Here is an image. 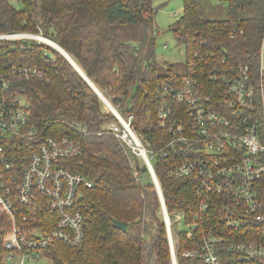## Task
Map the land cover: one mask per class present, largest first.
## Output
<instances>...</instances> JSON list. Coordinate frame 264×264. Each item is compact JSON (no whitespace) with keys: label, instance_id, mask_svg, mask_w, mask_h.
Wrapping results in <instances>:
<instances>
[{"label":"trees","instance_id":"obj_1","mask_svg":"<svg viewBox=\"0 0 264 264\" xmlns=\"http://www.w3.org/2000/svg\"><path fill=\"white\" fill-rule=\"evenodd\" d=\"M17 1L14 5L0 0V31L40 30L56 42L151 151L165 146L173 136L170 126L186 116L184 102L174 99L163 85L177 89L186 76H194L203 95L221 102L225 81L215 77L218 73L212 69L228 75L231 66L248 63L253 78L259 72L264 0H223L227 13L222 19L207 18L200 0H181L182 12L172 30L184 43L185 69L170 64L164 74H157L152 59L145 63L138 55L141 43L134 46L123 41L116 29V25L138 24L147 31L156 11L153 0ZM239 29L242 34L236 33ZM126 52L134 54L132 63L127 61ZM8 60L14 65L43 68L40 77L12 79L10 89L23 96L28 125L35 132L55 138L66 136L80 145L79 154L60 162L92 181L90 187L81 188L74 203L83 216V240L78 245L52 240L42 250L46 262L172 264L155 184L141 156L110 129V123L121 126L114 113L54 47L22 38L0 41V70ZM162 98L170 108L164 124L157 111ZM20 145L25 149L35 147L25 141ZM150 161L170 223L177 214L184 222L190 221L196 210L195 180L168 176L176 161L173 153L154 154ZM114 219L125 222V229L115 227ZM15 222L31 237L36 229L42 234L51 230L55 215L46 199L33 191L31 204L21 208ZM12 226L11 217L0 212V264H7L3 238ZM172 227L177 264H205L199 255H183L185 251H197L198 242L185 231L174 232Z\"/></svg>","mask_w":264,"mask_h":264},{"label":"built area","instance_id":"obj_2","mask_svg":"<svg viewBox=\"0 0 264 264\" xmlns=\"http://www.w3.org/2000/svg\"><path fill=\"white\" fill-rule=\"evenodd\" d=\"M236 33L242 34V29ZM42 36L25 31H0V41L22 38L47 43L48 38ZM258 67L255 78L248 63L231 66L228 75L212 69L218 73L215 77L225 81L221 102H212L203 95L194 76H186L177 89L163 85L174 99L184 102L186 116L170 126L172 138L155 151L145 148L122 116L117 118L121 126L109 124L113 134L141 156L146 165L152 166L150 157L154 154L173 153L176 161L171 164L168 176L195 180L196 210L191 220L185 222V232L197 240L199 249L185 251L183 255H199L205 264H264L262 53ZM42 75L43 68L39 66L14 65L11 60L0 70V212L13 220L11 232L3 238L7 264H46L42 250L52 240L78 245L84 238L83 216L74 203L81 195V188L90 187L92 181L60 162L79 154L80 145L66 136L55 138L35 132L28 125L23 96L10 89L12 79ZM214 92L219 94L218 90ZM157 111L160 123L164 124L170 108L163 98L158 101ZM135 138L141 143V151ZM22 141L33 143L34 149L19 147ZM33 191L46 199L55 215V225L44 234L36 229L28 237L15 219L22 207L31 204ZM161 213L166 225L167 209L162 204ZM168 219L169 227V215Z\"/></svg>","mask_w":264,"mask_h":264},{"label":"rangeland","instance_id":"obj_3","mask_svg":"<svg viewBox=\"0 0 264 264\" xmlns=\"http://www.w3.org/2000/svg\"><path fill=\"white\" fill-rule=\"evenodd\" d=\"M9 2L10 4H13L10 0ZM200 2L202 3L205 9V14L207 18L222 19L226 17V13H227L226 3L223 0H200ZM153 4L156 8L153 17V25L147 31H144L142 26L138 24L116 25V29L123 41L130 42L134 46H137L138 44L141 43V48L137 52L138 55L141 56L142 60L145 63L152 59L155 64L157 74H164L166 72L165 71L166 67L170 64H176L182 70H184L185 69L184 43L182 40L179 39L178 35L175 34L172 30L174 21L180 16L182 12V1L153 0ZM22 31L34 33L27 30H22ZM34 34H42L43 36H45L43 33H40L39 30ZM45 38L48 37L45 36ZM56 44L57 43L55 42V45ZM49 53L52 52L49 51ZM261 53L263 54L264 57V44L263 47H261ZM125 57L129 63H132L135 56L132 52H126ZM105 106L107 105L105 104ZM125 139L129 142L128 140L129 138L127 139L125 137ZM179 217L180 216L178 214L176 216H173L171 223L169 224L172 244L174 247L173 249L174 254H175V243H174L175 239L172 237L171 226L173 225L172 228L174 232L187 230L186 223L181 217L180 218ZM45 263L50 264L49 262H45Z\"/></svg>","mask_w":264,"mask_h":264},{"label":"water","instance_id":"obj_4","mask_svg":"<svg viewBox=\"0 0 264 264\" xmlns=\"http://www.w3.org/2000/svg\"><path fill=\"white\" fill-rule=\"evenodd\" d=\"M55 43V42H53ZM57 47L55 46H52L54 47L59 53H61L68 61L69 63L85 78V80L89 83V85L93 88V90L98 94V96L103 100V102L107 105V107L117 116L118 119H121V115L119 114V112L116 110V108H114L111 103L102 95V93L97 89V87L92 83L91 80H89V78H87V76L84 74V72L80 69V67L75 63V61L72 59V57L63 49L61 48V46H59L58 44H56ZM148 167V170H149V173H150V176L155 184V188L157 190V193H158V196H159V199L161 201V204L163 207H165V203H164V199H163V196H162V193H161V188L158 184V181L156 179V175L153 171V168L150 164L147 165ZM165 220H166V225H167V232H168V239H169V243H170V253H171V262L172 264H177L176 262V259H175V254H174V250L172 248V241H171V234H170V230H169V227H168V223H169V219H168V215L166 213L165 215ZM113 224L115 227L119 228V229H125L126 227V223L123 222V221H120V220H116L114 219L113 220Z\"/></svg>","mask_w":264,"mask_h":264},{"label":"bare ground","instance_id":"obj_5","mask_svg":"<svg viewBox=\"0 0 264 264\" xmlns=\"http://www.w3.org/2000/svg\"><path fill=\"white\" fill-rule=\"evenodd\" d=\"M53 42H54L53 40H51V39H47V43H48V44L57 47V46L55 45V43H53ZM263 44H264V35H263V39H262L261 47H263ZM57 48H58V47H57ZM260 54H261V49H260ZM135 140H136V142H137V146H138L139 150L141 151V143H140L136 138H135ZM63 166H64V165H63Z\"/></svg>","mask_w":264,"mask_h":264}]
</instances>
